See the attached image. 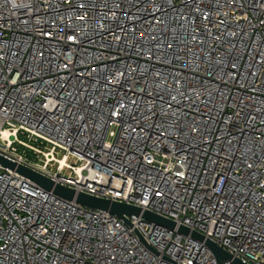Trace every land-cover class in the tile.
<instances>
[{"label": "built area", "instance_id": "2783aa9c", "mask_svg": "<svg viewBox=\"0 0 264 264\" xmlns=\"http://www.w3.org/2000/svg\"><path fill=\"white\" fill-rule=\"evenodd\" d=\"M0 157L175 225L0 165V264H264V0H0Z\"/></svg>", "mask_w": 264, "mask_h": 264}, {"label": "water", "instance_id": "95a60500", "mask_svg": "<svg viewBox=\"0 0 264 264\" xmlns=\"http://www.w3.org/2000/svg\"><path fill=\"white\" fill-rule=\"evenodd\" d=\"M0 165L3 168L15 171L20 177L29 180L30 182L37 185L39 188L43 189L46 192H52L55 196L62 198L64 200H75V202L87 209L105 211L108 212L118 219H122L125 223L127 221L123 216L127 217H141V221L144 223H153L156 225L163 226L169 230H174L175 225L173 222L160 218L156 215H153L149 212H142L139 208L128 206L125 204H119L116 202H110L107 200L98 199L85 194H75L74 191L54 185L51 181L44 178L43 176L21 166H16L12 162L0 157ZM177 233L188 236L190 235L192 240L201 242L209 250L211 255L216 260L217 264H222V261H230L231 256L217 247L214 243L209 240H205L203 236L199 235L196 232H190L185 227H179ZM234 264H241L239 261L235 260Z\"/></svg>", "mask_w": 264, "mask_h": 264}, {"label": "rangeland", "instance_id": "374dc122", "mask_svg": "<svg viewBox=\"0 0 264 264\" xmlns=\"http://www.w3.org/2000/svg\"><path fill=\"white\" fill-rule=\"evenodd\" d=\"M69 163L73 164V161L71 160ZM40 166H44V160H42V161L40 162ZM65 174L68 175L69 172L67 171V172H65Z\"/></svg>", "mask_w": 264, "mask_h": 264}]
</instances>
